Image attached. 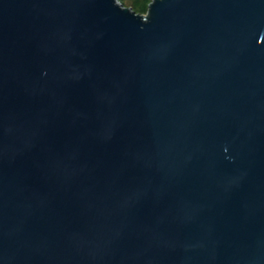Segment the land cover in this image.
<instances>
[{
  "label": "water",
  "instance_id": "obj_1",
  "mask_svg": "<svg viewBox=\"0 0 264 264\" xmlns=\"http://www.w3.org/2000/svg\"><path fill=\"white\" fill-rule=\"evenodd\" d=\"M0 264H264V0H0Z\"/></svg>",
  "mask_w": 264,
  "mask_h": 264
},
{
  "label": "trees",
  "instance_id": "obj_2",
  "mask_svg": "<svg viewBox=\"0 0 264 264\" xmlns=\"http://www.w3.org/2000/svg\"><path fill=\"white\" fill-rule=\"evenodd\" d=\"M119 1L125 6H130L134 11L138 13H145L147 5L151 0H127V4H124L122 0Z\"/></svg>",
  "mask_w": 264,
  "mask_h": 264
},
{
  "label": "rangeland",
  "instance_id": "obj_3",
  "mask_svg": "<svg viewBox=\"0 0 264 264\" xmlns=\"http://www.w3.org/2000/svg\"><path fill=\"white\" fill-rule=\"evenodd\" d=\"M122 1H123V3H124V4H127V3H128V1H127V0H122Z\"/></svg>",
  "mask_w": 264,
  "mask_h": 264
}]
</instances>
